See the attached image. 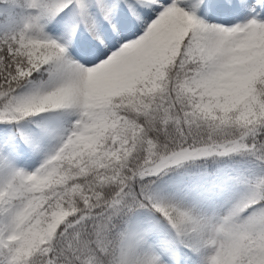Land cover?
I'll return each mask as SVG.
<instances>
[{"label":"snow or ice","instance_id":"1","mask_svg":"<svg viewBox=\"0 0 264 264\" xmlns=\"http://www.w3.org/2000/svg\"><path fill=\"white\" fill-rule=\"evenodd\" d=\"M0 264H264V0H0Z\"/></svg>","mask_w":264,"mask_h":264},{"label":"rangeland","instance_id":"2","mask_svg":"<svg viewBox=\"0 0 264 264\" xmlns=\"http://www.w3.org/2000/svg\"><path fill=\"white\" fill-rule=\"evenodd\" d=\"M240 194H241V191H239V190L235 193V195H237V196Z\"/></svg>","mask_w":264,"mask_h":264}]
</instances>
